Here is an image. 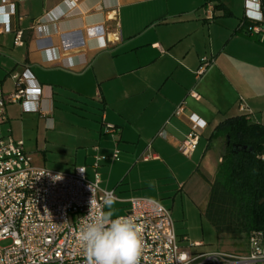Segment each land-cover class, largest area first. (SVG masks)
Returning a JSON list of instances; mask_svg holds the SVG:
<instances>
[{
    "label": "crops",
    "instance_id": "obj_1",
    "mask_svg": "<svg viewBox=\"0 0 264 264\" xmlns=\"http://www.w3.org/2000/svg\"><path fill=\"white\" fill-rule=\"evenodd\" d=\"M208 1L0 0L4 94L9 97L16 90L13 73L27 86L42 87L36 101L7 104L2 134L23 141L34 166L61 172L83 166L94 180L96 156H104L99 172L108 161L115 165L120 160L112 157L120 145L132 149L138 162L175 164L184 159L189 168L205 161L223 120L248 114L264 126V40L239 31L245 0L242 14L236 0H212L213 19L205 12ZM18 30L23 31V45L15 44ZM202 57L212 61L198 74ZM193 113L206 126L194 153L185 157L179 145L191 130ZM105 122L114 124L116 131H107ZM182 170L177 166L171 173L180 176ZM184 174L175 178L176 184L206 219L216 170L199 164ZM100 176L101 188L114 191L117 199L112 201L127 212L132 196L102 186ZM147 188H139L137 196L161 201L145 196ZM188 224L185 216V228L177 234L182 246L188 245L187 237L201 242L193 250L202 252L243 254L250 249L248 239L236 246L237 236L230 234H217L216 244H205L204 221L201 234Z\"/></svg>",
    "mask_w": 264,
    "mask_h": 264
},
{
    "label": "built area",
    "instance_id": "obj_2",
    "mask_svg": "<svg viewBox=\"0 0 264 264\" xmlns=\"http://www.w3.org/2000/svg\"><path fill=\"white\" fill-rule=\"evenodd\" d=\"M214 8L213 2L208 1V19H213ZM245 8V18L251 22L244 28L245 33L263 41L261 0H245ZM22 38L23 31H16L15 44L23 45ZM114 38L119 39L118 33ZM211 61L202 57L197 73H203ZM12 77L16 90L9 97L5 96L0 83V243L11 241L5 247L0 246V264H89L79 239L81 229L106 213L107 199H117L114 191L100 186L97 168L104 156H96L94 180L88 179L83 166L76 167L73 172L34 166L24 142L4 136L1 124L6 119L9 102L27 105L36 101L42 94V87L25 85L18 73H13ZM191 94L199 98L197 93ZM181 109L179 107L176 113ZM241 109L245 107L241 105ZM189 120L191 130L179 145L180 152L188 157L196 150L201 130L206 126V122L194 113L189 115ZM105 127L109 132L116 131L112 123L105 122ZM119 155V149H115L112 157L118 160ZM57 176L60 179H56ZM127 201L128 210L121 216L131 217L140 229L144 245L140 264H264L262 231L250 233L247 253L202 252L193 250L200 247L201 242L185 237L188 245L180 244L171 211L159 199L132 196Z\"/></svg>",
    "mask_w": 264,
    "mask_h": 264
},
{
    "label": "trees",
    "instance_id": "obj_3",
    "mask_svg": "<svg viewBox=\"0 0 264 264\" xmlns=\"http://www.w3.org/2000/svg\"><path fill=\"white\" fill-rule=\"evenodd\" d=\"M249 24L242 18L239 31ZM216 136L223 138L224 152L204 216L218 235L248 239L253 231L264 233V126L239 114L219 123L212 138Z\"/></svg>",
    "mask_w": 264,
    "mask_h": 264
},
{
    "label": "rangeland",
    "instance_id": "obj_4",
    "mask_svg": "<svg viewBox=\"0 0 264 264\" xmlns=\"http://www.w3.org/2000/svg\"><path fill=\"white\" fill-rule=\"evenodd\" d=\"M239 2V6L236 8L237 11L240 10V14L243 13L244 0H236ZM242 7V8H240ZM206 12V9H205ZM128 135H132L129 132ZM215 142L212 143L211 147L208 149L206 153L205 161L201 162L196 161L194 165H189V168L196 169L199 164H203L205 167L210 169L211 171L218 169L219 159L218 155L224 152V143L223 138L221 136L214 137ZM123 144V142H122ZM127 145V144H125ZM120 160L111 164V162H107L99 172L102 174V179L104 183L102 186L106 188H116L117 194L120 196H137L140 195L142 186H149L147 188V193H144L145 196L151 197H159L162 203L171 210L172 218L174 220V226L176 234H180L184 230V222L185 216L188 217V226L192 229V232L201 234V221L207 225L206 235L204 242L205 244H216L218 237L217 232L213 228V226L204 218L201 217L199 209L193 202H191L188 197L179 190L178 185L176 184L175 178H185V174L188 171V167L184 164L185 161L182 159H177V163L172 164H163L157 161L151 162H138L137 157L133 156V150L128 149L124 145H120L119 147ZM186 157V156H185ZM184 157V158H185ZM188 159V158H185ZM113 163V162H112ZM113 165V167H112ZM177 166H182V174L180 176H173L171 170ZM185 166V167H184ZM112 173H111V169ZM91 176V175H90ZM107 181V183H106ZM109 185H106L108 184ZM146 183L145 185H141V183ZM154 182V183H152ZM109 186V187H108ZM161 187L162 194L158 195V188ZM166 188V190H162ZM166 191V192H165ZM121 204L119 202L113 201L111 206L107 211L112 213V218L122 215L124 211V207H120ZM120 207V208H118ZM202 219V220H201ZM201 238V237H200ZM245 241L244 235L237 236L236 241L233 242L234 245L240 246ZM11 243L10 240H6L0 243L1 247H5Z\"/></svg>",
    "mask_w": 264,
    "mask_h": 264
},
{
    "label": "clouds",
    "instance_id": "obj_5",
    "mask_svg": "<svg viewBox=\"0 0 264 264\" xmlns=\"http://www.w3.org/2000/svg\"><path fill=\"white\" fill-rule=\"evenodd\" d=\"M79 239L89 264H140L143 238L131 217L113 219L111 212L97 216L81 229Z\"/></svg>",
    "mask_w": 264,
    "mask_h": 264
}]
</instances>
